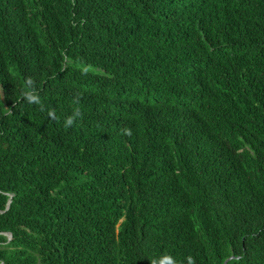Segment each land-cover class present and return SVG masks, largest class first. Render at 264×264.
<instances>
[{
    "label": "trees",
    "instance_id": "16d2710c",
    "mask_svg": "<svg viewBox=\"0 0 264 264\" xmlns=\"http://www.w3.org/2000/svg\"><path fill=\"white\" fill-rule=\"evenodd\" d=\"M169 257L264 264V0H0V264Z\"/></svg>",
    "mask_w": 264,
    "mask_h": 264
},
{
    "label": "clouds",
    "instance_id": "9594fccd",
    "mask_svg": "<svg viewBox=\"0 0 264 264\" xmlns=\"http://www.w3.org/2000/svg\"><path fill=\"white\" fill-rule=\"evenodd\" d=\"M25 99L30 104H36L40 102L39 96L34 94L32 90H26L24 93ZM48 116L50 118H55V113L53 111H49ZM84 112L82 111L79 103L77 102L76 105L73 107L72 114L68 116L65 120V127L71 128L75 122L80 119H83ZM168 264H172V260L168 258Z\"/></svg>",
    "mask_w": 264,
    "mask_h": 264
}]
</instances>
